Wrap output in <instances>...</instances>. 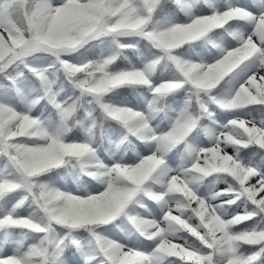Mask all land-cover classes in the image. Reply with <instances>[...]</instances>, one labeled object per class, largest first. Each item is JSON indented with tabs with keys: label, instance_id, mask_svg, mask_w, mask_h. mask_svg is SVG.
<instances>
[{
	"label": "snow or ice",
	"instance_id": "1",
	"mask_svg": "<svg viewBox=\"0 0 264 264\" xmlns=\"http://www.w3.org/2000/svg\"><path fill=\"white\" fill-rule=\"evenodd\" d=\"M0 264H264V0H0Z\"/></svg>",
	"mask_w": 264,
	"mask_h": 264
},
{
	"label": "trees",
	"instance_id": "2",
	"mask_svg": "<svg viewBox=\"0 0 264 264\" xmlns=\"http://www.w3.org/2000/svg\"><path fill=\"white\" fill-rule=\"evenodd\" d=\"M126 91H128V93L130 92V90H128V89H121V90H120V93L123 94V93H125ZM237 227H239V226H237ZM239 228H241V226H240Z\"/></svg>",
	"mask_w": 264,
	"mask_h": 264
},
{
	"label": "rangeland",
	"instance_id": "3",
	"mask_svg": "<svg viewBox=\"0 0 264 264\" xmlns=\"http://www.w3.org/2000/svg\"><path fill=\"white\" fill-rule=\"evenodd\" d=\"M123 97H125V96H123Z\"/></svg>",
	"mask_w": 264,
	"mask_h": 264
}]
</instances>
